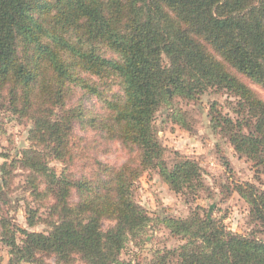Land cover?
Wrapping results in <instances>:
<instances>
[{
    "label": "trees",
    "instance_id": "trees-1",
    "mask_svg": "<svg viewBox=\"0 0 264 264\" xmlns=\"http://www.w3.org/2000/svg\"><path fill=\"white\" fill-rule=\"evenodd\" d=\"M244 78L264 88V0H0V100L33 121L19 162L34 194H41L39 177L44 181L57 217L46 234L11 228L0 215L9 264H47L38 253L53 254L57 264H264L263 238L228 230L201 208L185 219H158L185 244L157 250L146 263L120 258L126 242L153 221L134 199L145 171L157 168L177 193L205 187L195 160L178 155L169 166L163 159L153 121L173 97L197 99L213 88L234 96V116L213 105L212 128L264 175V99ZM115 85L119 91L106 99L103 115L74 101L77 90L102 95ZM78 124L119 141L130 157L121 165L91 157L92 169L76 178L70 166L86 154ZM51 157L64 164L60 174ZM2 171L0 209L9 163ZM236 191L264 227V189L245 182ZM103 220L114 224L104 229Z\"/></svg>",
    "mask_w": 264,
    "mask_h": 264
},
{
    "label": "rangeland",
    "instance_id": "rangeland-1",
    "mask_svg": "<svg viewBox=\"0 0 264 264\" xmlns=\"http://www.w3.org/2000/svg\"><path fill=\"white\" fill-rule=\"evenodd\" d=\"M244 80L255 89L264 99V88ZM171 92V89L168 88ZM119 91L115 85L113 92L107 91L102 95H88L83 90H77L74 101H81L88 109L99 115L106 111V99H111L114 92ZM236 99L227 91L215 88L198 95L197 99L173 97L172 106L162 105L155 115L153 128L160 140L164 154L163 159L172 166L178 155L195 160L202 168L205 187L196 194L186 195L175 192L164 180L157 168L148 169L138 179L134 191V199L144 207L153 221L137 238H130L122 249L120 258L128 262L146 263L153 258L157 250L173 249L185 244V240L171 234L169 229L158 223L165 216L185 219L195 209H204L211 213L214 219L224 223L228 230L247 235L254 232L264 239V227L252 220L249 203L236 191L238 183L251 182L264 189V175L258 174L254 163L246 156L240 155L232 146L229 139L216 133L211 125V109L214 104L226 115L234 116L233 104ZM8 104L0 100V123L4 133L0 134V182L3 179L2 166L9 163L11 173L9 185L5 187V203L2 204L0 215L12 223L11 228H23L31 232L49 233L50 223L57 220L52 215L55 204L54 197L46 192V184L39 177L41 194H34L28 182L29 170L24 168L19 160L22 151L29 148V132L33 121L13 113ZM175 111V112H174ZM180 113L182 122L175 121L172 114ZM75 133L83 137L80 154L83 158L75 160L70 171L77 178L92 169L91 157H97L103 162L121 165L130 151L119 141L106 139L97 129H82L78 124ZM51 166L60 174L64 164L49 158ZM90 163V164H89ZM259 175V176H258ZM260 177V179H258ZM79 201L78 192L73 190L71 203ZM35 215V225L29 224V211ZM7 222V221H1ZM103 228L107 229L114 221L103 220ZM17 242L22 244L24 235L17 230ZM0 235V264H9L10 247ZM47 264H57L53 254L38 253ZM80 261V256H76ZM22 264H32L22 262Z\"/></svg>",
    "mask_w": 264,
    "mask_h": 264
}]
</instances>
